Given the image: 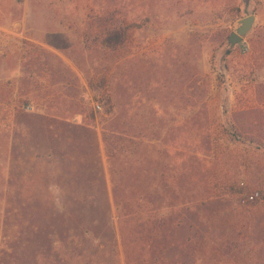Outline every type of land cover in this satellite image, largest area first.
Segmentation results:
<instances>
[{"label": "rangeland", "instance_id": "374dc122", "mask_svg": "<svg viewBox=\"0 0 264 264\" xmlns=\"http://www.w3.org/2000/svg\"><path fill=\"white\" fill-rule=\"evenodd\" d=\"M0 264H264V0H0Z\"/></svg>", "mask_w": 264, "mask_h": 264}, {"label": "water", "instance_id": "95a60500", "mask_svg": "<svg viewBox=\"0 0 264 264\" xmlns=\"http://www.w3.org/2000/svg\"><path fill=\"white\" fill-rule=\"evenodd\" d=\"M256 16L251 15L237 23L236 30L230 36L229 42L232 46L241 43L243 39L252 32L255 27Z\"/></svg>", "mask_w": 264, "mask_h": 264}, {"label": "clouds", "instance_id": "9594fccd", "mask_svg": "<svg viewBox=\"0 0 264 264\" xmlns=\"http://www.w3.org/2000/svg\"><path fill=\"white\" fill-rule=\"evenodd\" d=\"M62 198V191L57 187L55 192L53 193V201L57 204V210L60 211L62 208L60 207L59 201Z\"/></svg>", "mask_w": 264, "mask_h": 264}, {"label": "built area", "instance_id": "2783aa9c", "mask_svg": "<svg viewBox=\"0 0 264 264\" xmlns=\"http://www.w3.org/2000/svg\"><path fill=\"white\" fill-rule=\"evenodd\" d=\"M97 109L101 110V106L100 105H97ZM259 197V194L258 193H255V194H251L249 197H248V200L250 202H254L257 200V198Z\"/></svg>", "mask_w": 264, "mask_h": 264}]
</instances>
